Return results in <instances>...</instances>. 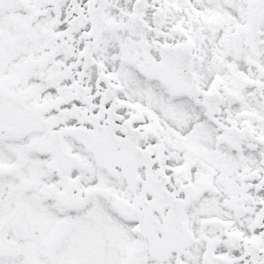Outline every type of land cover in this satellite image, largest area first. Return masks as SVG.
<instances>
[{
	"label": "snow or ice",
	"instance_id": "snow-or-ice-1",
	"mask_svg": "<svg viewBox=\"0 0 264 264\" xmlns=\"http://www.w3.org/2000/svg\"><path fill=\"white\" fill-rule=\"evenodd\" d=\"M0 264H264V0H0Z\"/></svg>",
	"mask_w": 264,
	"mask_h": 264
}]
</instances>
